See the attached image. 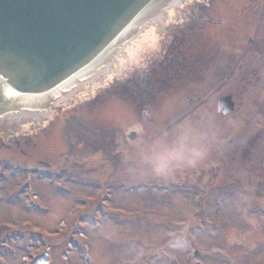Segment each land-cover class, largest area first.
<instances>
[{
    "label": "rangeland",
    "instance_id": "374dc122",
    "mask_svg": "<svg viewBox=\"0 0 264 264\" xmlns=\"http://www.w3.org/2000/svg\"><path fill=\"white\" fill-rule=\"evenodd\" d=\"M221 93L226 94V88ZM108 107L97 112L100 126L109 120ZM154 111L147 115L150 120L156 116L160 117L157 123L168 120L170 112L164 105ZM121 116L111 118L114 130L110 134L93 136L82 118L68 122L56 136V147L51 142L47 146V136L33 140L40 144L32 151V161L43 164L52 157V174L78 181L69 185L68 195L54 190V185L61 184L59 178L51 186L46 181L30 185L29 174L12 173L0 165V264H264V215H256L253 209L263 201L257 195L262 191L264 196V182H255L243 202L224 199L220 203L219 191L230 184H219L220 178L214 176L217 167L210 162L211 176L203 181L201 157L195 163L186 162L197 154L195 139L193 145L175 141L168 125L160 130L156 123H149L152 129L145 130L146 125L142 138L148 139L150 151H138L135 143L122 137L134 118L124 125ZM181 127L177 129L182 138ZM210 152L214 156L209 159L217 160L212 148ZM226 152V159L231 158ZM157 164L165 166L162 173L156 171ZM193 180L198 185L191 184ZM97 181L105 182L98 194L93 186ZM135 183H147L162 192L144 191ZM188 186L203 188L200 207L196 197L181 193ZM172 187L177 195L166 196L163 190ZM62 189L68 190L67 186Z\"/></svg>",
    "mask_w": 264,
    "mask_h": 264
},
{
    "label": "water",
    "instance_id": "95a60500",
    "mask_svg": "<svg viewBox=\"0 0 264 264\" xmlns=\"http://www.w3.org/2000/svg\"><path fill=\"white\" fill-rule=\"evenodd\" d=\"M222 1L0 0V149L33 151L69 114L186 77Z\"/></svg>",
    "mask_w": 264,
    "mask_h": 264
},
{
    "label": "flooded vegetation",
    "instance_id": "af4514ba",
    "mask_svg": "<svg viewBox=\"0 0 264 264\" xmlns=\"http://www.w3.org/2000/svg\"><path fill=\"white\" fill-rule=\"evenodd\" d=\"M196 60L188 77L176 79L170 85V96L178 104L171 111V134L175 141L192 145L195 139L197 153L202 151L189 160L201 157L198 165L203 181L211 176L207 166L212 162L217 167L218 172L213 174L220 178L219 184H230L227 190L219 191V199L243 202L249 198L247 194L255 182H264V0H223L209 39ZM223 88L226 94L221 93ZM221 98L227 99L231 113L217 111ZM228 121L229 129L225 126ZM177 126H182V138ZM129 132L135 133L138 151H150L141 129ZM226 146L228 149H222ZM210 148L217 160L209 159L213 155ZM228 167L231 169L227 171ZM185 181L188 182L187 178ZM191 184L198 185L194 180ZM184 189L189 191L187 197L196 193L203 198L201 187ZM259 193L257 198H263L259 207L263 209L264 196L262 191Z\"/></svg>",
    "mask_w": 264,
    "mask_h": 264
},
{
    "label": "clouds",
    "instance_id": "9594fccd",
    "mask_svg": "<svg viewBox=\"0 0 264 264\" xmlns=\"http://www.w3.org/2000/svg\"><path fill=\"white\" fill-rule=\"evenodd\" d=\"M196 155H199V153H197ZM177 162H185V161H177ZM186 162L187 163H195V160L194 159H190V160H187ZM164 167L165 166H161L160 164H157L156 171L158 173H162L164 171Z\"/></svg>",
    "mask_w": 264,
    "mask_h": 264
}]
</instances>
